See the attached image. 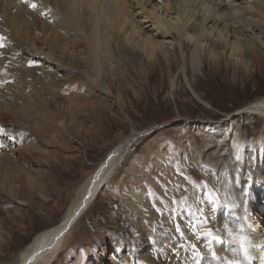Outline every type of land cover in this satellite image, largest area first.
Wrapping results in <instances>:
<instances>
[{
    "label": "rangeland",
    "instance_id": "1",
    "mask_svg": "<svg viewBox=\"0 0 264 264\" xmlns=\"http://www.w3.org/2000/svg\"><path fill=\"white\" fill-rule=\"evenodd\" d=\"M61 1L0 0V172L10 176V188L0 179V264H15L36 234L61 220L85 180L126 136L167 122L132 143L51 264H97L101 253L114 264H222L231 247L226 224L213 223L222 188L242 184L237 177L248 146L264 154V118L241 126L239 156L221 147L223 138L204 137L200 126L186 138L185 124L225 119L264 99V48L245 52L249 64L242 66L226 55L221 40L207 38L196 47L187 38L176 43L175 35L168 39L169 59L159 53L147 59L106 32L95 44L84 39L89 25L67 22ZM161 2L149 0L150 6ZM101 5L98 29L110 31L108 7ZM123 5L125 16L132 14L131 2ZM193 140L195 149L188 143ZM242 191L234 194V212L243 204ZM165 230L179 234L180 251L171 248Z\"/></svg>",
    "mask_w": 264,
    "mask_h": 264
},
{
    "label": "bare ground",
    "instance_id": "2",
    "mask_svg": "<svg viewBox=\"0 0 264 264\" xmlns=\"http://www.w3.org/2000/svg\"><path fill=\"white\" fill-rule=\"evenodd\" d=\"M261 1L263 6L261 3L256 6L252 3V0H191V5L195 4L194 7H197L199 11V15H195L196 8L195 11L193 10L194 12L186 8L187 3H189L187 0H165L164 3L161 2L160 6H150L149 0H62L61 5L65 7L62 6L63 12L60 15L66 18L69 23L82 22L88 24V33H85V30L83 32L85 34L84 39L85 37H89L90 42L92 41L95 44L98 37L106 32L109 39L121 40L122 44L127 45L132 50H138L147 59L154 58L158 53L162 57L169 59L170 51L173 48L171 41L174 40L173 37L175 35L180 36L176 43L180 44L183 39L187 38L193 40L196 47L202 46V42L207 38L211 42L216 41V39L221 40L226 55L230 56L229 58L235 63L243 66V63L249 64V61L243 60L245 52L248 50L255 51L254 47L264 48V0ZM128 2H131L134 10L131 9L132 14L129 13L130 15L128 14V16L126 14V17L124 8L126 11L128 10L123 4H127ZM54 3L57 4L55 1ZM100 4L108 7V10H105V12H107L108 20L111 23L110 28L107 27L110 31H106L105 28H103V31L98 29L99 25L97 26V24L98 22L100 23L101 17L97 13V10ZM76 5L80 7V13H77V10L74 11ZM103 6L101 9L104 8ZM258 7L261 8L260 13L262 15L256 18L253 14L256 11H260ZM100 11L102 12V10ZM11 23L12 27L15 28L13 22ZM15 33L17 35L21 34L18 29L15 30ZM155 37L162 39L154 40ZM168 39L171 41H168ZM24 48L26 49V47ZM32 51L30 48L26 49V53ZM210 53L211 56H215L212 51ZM260 55L262 56L263 54L261 53ZM47 56H41V59L53 62ZM57 64L59 65L60 63ZM193 64L196 65L197 61H193ZM260 117L264 118V99H259L243 106L228 114L225 119L215 122L187 121L185 125L188 129L184 130V134H188L186 138H192L194 128L200 126L205 134L204 137L211 133L223 138L221 141L222 145L220 144L221 147L229 145L233 149V155L236 152L237 156H239L241 126L245 121L255 122ZM227 132L230 133L229 137H227ZM137 135L138 133L131 132L103 158L96 169L85 180L77 199L72 201L61 220L52 227L36 234L31 242L18 253L14 262L15 264H51L53 261H56L65 245L69 243L78 220L89 208L98 191L102 189L107 180L112 176L116 167L124 160L128 149L137 139ZM226 137L227 142L225 141ZM188 143L192 149L196 148L194 140ZM257 150L252 143L244 151L246 152V162L243 161V166H240L237 177L242 179V184L227 182L222 188L221 204H218L219 207L217 206L218 212L213 222L217 225V221L222 220L230 230L231 247L225 249V254L221 257L222 264H227L229 260H239L241 264H264V224H262L264 222V154L258 157L259 153ZM235 160L237 161V159ZM2 174L5 177L0 172V179H3L2 182H5L4 186L10 188L9 182L5 181V178H10V176L6 173ZM240 187L243 188V204H241L243 206H236L235 208L237 209L234 212L231 202L233 199L235 200L234 194L238 192ZM239 193L241 194V192ZM239 200L235 202L239 204ZM251 210L254 216L251 215ZM182 228L186 227L183 226ZM165 236L167 239L172 240L171 248L181 250L180 247H183V242L180 240L179 234L165 230ZM241 241L245 242L248 255L250 256L249 261H244L243 257L239 255ZM223 250L224 245H221L219 248L220 253ZM111 259L113 258H108L105 253H101V258L98 259L97 264H114V261H111ZM197 264L217 263L202 262Z\"/></svg>",
    "mask_w": 264,
    "mask_h": 264
},
{
    "label": "snow or ice",
    "instance_id": "3",
    "mask_svg": "<svg viewBox=\"0 0 264 264\" xmlns=\"http://www.w3.org/2000/svg\"><path fill=\"white\" fill-rule=\"evenodd\" d=\"M32 8H35L36 7V5L35 4H32V5H30ZM206 235H210V233H208V234H206ZM193 255L194 256H199V252H197V251H193ZM239 255H241L242 257H243V260L244 261H249L250 260V256L248 255V252H247V247H246V245H245V242L244 241H241L240 242V245H239ZM227 264H241V261H239V260H235V261H233V260H229L228 262H227Z\"/></svg>",
    "mask_w": 264,
    "mask_h": 264
},
{
    "label": "water",
    "instance_id": "4",
    "mask_svg": "<svg viewBox=\"0 0 264 264\" xmlns=\"http://www.w3.org/2000/svg\"><path fill=\"white\" fill-rule=\"evenodd\" d=\"M169 125H170V122L151 126V127L147 128V129H145L144 131L138 132L137 138L142 136V135H146L148 133L154 132L155 130H157L159 128H162V127H165V126H169Z\"/></svg>",
    "mask_w": 264,
    "mask_h": 264
}]
</instances>
